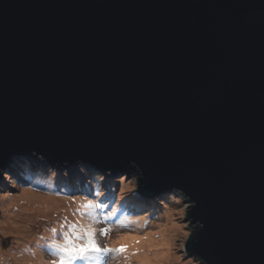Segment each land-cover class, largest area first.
<instances>
[{
    "label": "water",
    "instance_id": "95a60500",
    "mask_svg": "<svg viewBox=\"0 0 264 264\" xmlns=\"http://www.w3.org/2000/svg\"><path fill=\"white\" fill-rule=\"evenodd\" d=\"M261 13L264 0H0V166L32 149L74 170L135 160L139 193L197 202L209 264H264Z\"/></svg>",
    "mask_w": 264,
    "mask_h": 264
},
{
    "label": "clouds",
    "instance_id": "9594fccd",
    "mask_svg": "<svg viewBox=\"0 0 264 264\" xmlns=\"http://www.w3.org/2000/svg\"><path fill=\"white\" fill-rule=\"evenodd\" d=\"M30 157L44 166H0V264H209L194 250L204 224L183 188L145 202L135 160L113 176L78 159L70 175L68 160L48 165L36 149Z\"/></svg>",
    "mask_w": 264,
    "mask_h": 264
},
{
    "label": "rangeland",
    "instance_id": "374dc122",
    "mask_svg": "<svg viewBox=\"0 0 264 264\" xmlns=\"http://www.w3.org/2000/svg\"><path fill=\"white\" fill-rule=\"evenodd\" d=\"M22 159H29L28 157H18V158H15L12 162L13 163H11V164H6L7 166H4V164L2 165L1 164V166L2 167H7V168H10L11 169V166L17 161V160H22ZM32 162H33V165L34 166H44V165H40V163L39 162H37L36 160H31ZM47 164L48 165H51V163L50 162H47ZM90 165H92V164H90ZM10 166V167H9ZM85 166H88V168L89 169H96V170H100V169H98V168H96V167H93V166H89L88 165V162H85ZM68 171H69V173H70V175H76L77 174V169H69L68 168ZM127 171V168L126 167H122V168H117L115 171H113L112 172V175L113 176H118V175H120V174H122V173H124V172H126ZM164 192H167V191H162V192H159V193H153V195H149V194H141V193H139L138 194V199H140V200H143V201H145V202H147V201H151V200H153L156 196H159L161 193H164Z\"/></svg>",
    "mask_w": 264,
    "mask_h": 264
},
{
    "label": "bare ground",
    "instance_id": "6f19581e",
    "mask_svg": "<svg viewBox=\"0 0 264 264\" xmlns=\"http://www.w3.org/2000/svg\"><path fill=\"white\" fill-rule=\"evenodd\" d=\"M16 158V157H15ZM15 158H9V159H6L5 161V163L8 165V164H11V163H13L12 161L15 159ZM7 165H5V166H7ZM10 167V166H9Z\"/></svg>",
    "mask_w": 264,
    "mask_h": 264
}]
</instances>
